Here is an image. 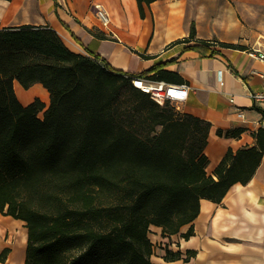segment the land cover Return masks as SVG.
Wrapping results in <instances>:
<instances>
[{"label":"trees","instance_id":"16d2710c","mask_svg":"<svg viewBox=\"0 0 264 264\" xmlns=\"http://www.w3.org/2000/svg\"><path fill=\"white\" fill-rule=\"evenodd\" d=\"M136 1L144 19L156 0ZM195 37L193 26L182 42ZM213 46L188 49L213 57ZM133 78L184 82L160 66L116 71L99 56L73 52L50 26L0 27V213L25 224V264H155L152 226L164 237L177 235L197 219L202 199L221 204L234 185L253 179L264 129L255 147L229 150L209 175L211 125L157 104ZM15 81L24 89L41 84L49 106L40 99L23 106ZM125 92L151 126L146 138L119 112ZM193 234L191 227L184 238ZM186 255L167 249L164 260L187 264L196 252Z\"/></svg>","mask_w":264,"mask_h":264},{"label":"crops","instance_id":"0c3cea01","mask_svg":"<svg viewBox=\"0 0 264 264\" xmlns=\"http://www.w3.org/2000/svg\"><path fill=\"white\" fill-rule=\"evenodd\" d=\"M96 6L108 12V27L98 18ZM145 13L142 19L136 0H0V27L50 26L73 52L99 56L116 71L137 74L160 66L178 74L184 82L170 84L191 90L188 100L175 106L181 114L211 125L206 171L214 175L229 150L255 147V134L264 129V106L253 98L264 87V63L251 55L264 50V0H156ZM193 26L195 39L182 42ZM201 42L213 43L218 54L207 57L188 49ZM14 89L23 106L36 99L50 104L41 84L24 89L15 81ZM235 130L243 132L236 138L225 136ZM200 204L197 219L177 235L164 237L161 228L151 227L150 241L159 246L153 263L182 264L165 262L169 249L183 259L187 251L196 252L187 264H264V158L253 179L234 185L221 204L205 199ZM0 218V232L12 228L22 233L11 227L21 221L1 213ZM191 227L194 234L185 239ZM25 260L23 252L20 264Z\"/></svg>","mask_w":264,"mask_h":264},{"label":"built area","instance_id":"2783aa9c","mask_svg":"<svg viewBox=\"0 0 264 264\" xmlns=\"http://www.w3.org/2000/svg\"><path fill=\"white\" fill-rule=\"evenodd\" d=\"M95 10L101 23L108 27L111 22L108 12L102 6H96ZM251 55L264 63V50L251 51ZM262 78L264 80V74ZM132 83L135 88L148 94L154 102L161 106L168 102L173 105L186 102L191 90L187 85L168 84L164 81H155L149 78H133ZM253 98L257 104L264 106V87L261 92L253 94ZM239 116L243 118L244 113L240 112Z\"/></svg>","mask_w":264,"mask_h":264},{"label":"rangeland","instance_id":"374dc122","mask_svg":"<svg viewBox=\"0 0 264 264\" xmlns=\"http://www.w3.org/2000/svg\"><path fill=\"white\" fill-rule=\"evenodd\" d=\"M129 99L130 98L128 96V92H125L123 94L120 102H119V112L124 118H126L127 122H131L132 124H134V129L138 130V134L141 137L146 138L148 135H151L150 134L151 133L150 132L151 126L144 122L145 120L143 118V115L140 114L139 111H137L135 109V106L133 105V103H129V101H130ZM171 107H172V111L175 114H177V115L180 114V111L177 110V107L175 105L171 104ZM152 135H153V133H152ZM3 217H4V215H3ZM1 219L2 218H0V220ZM20 223H21L22 234H24V238L26 237V241H24L25 242V253H26L27 230L25 228V224L23 222H20ZM19 234H20V231L14 232L12 228H9V229H6V231L0 232V255L5 249H9L10 253L13 251V248L18 241L17 238H18ZM158 247L159 246L154 247V245H153V251L155 254H154V258H153V256H152V258L154 261H158V259L156 258L157 256H155V255H158ZM10 253L8 254L7 259H6L4 264L7 263V260L9 258ZM0 264H2V263L0 262Z\"/></svg>","mask_w":264,"mask_h":264},{"label":"bare ground","instance_id":"6f19581e","mask_svg":"<svg viewBox=\"0 0 264 264\" xmlns=\"http://www.w3.org/2000/svg\"><path fill=\"white\" fill-rule=\"evenodd\" d=\"M11 227L16 228L17 230L21 229V223L20 222H14V225H11ZM18 241L16 243V245L14 246V252L10 258L9 263L10 264H20L21 263V259H22V255L24 252L25 255V242L26 241V237L24 238V234L20 233L18 235Z\"/></svg>","mask_w":264,"mask_h":264}]
</instances>
